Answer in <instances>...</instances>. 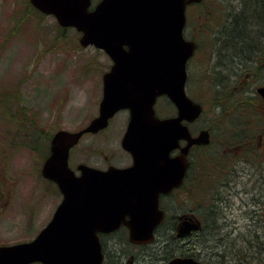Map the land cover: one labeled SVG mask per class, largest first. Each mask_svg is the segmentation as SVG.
<instances>
[{
  "label": "rangeland",
  "instance_id": "374dc122",
  "mask_svg": "<svg viewBox=\"0 0 264 264\" xmlns=\"http://www.w3.org/2000/svg\"><path fill=\"white\" fill-rule=\"evenodd\" d=\"M214 1H224L227 7L238 10L239 0ZM207 3L208 7H211L210 3L214 5L211 0ZM28 4L29 0H0V246L29 242L51 221L63 199L57 186L41 174L51 138L58 130L79 131L98 116L103 98L102 76L111 65L105 52L91 46L84 48L79 41L81 34L75 29L59 27L54 17L31 12ZM201 11L199 6L189 8L187 25L190 27L185 32L189 40L198 44L197 52L188 64L187 92L205 109L194 129L198 133L201 128H210L215 138L231 142L243 129L249 133L264 129V101L256 91L259 86H264V69L260 81L250 83V86L244 85L242 78L238 80L234 70L233 76L228 68L219 72L221 69L214 67L217 56L213 55L212 43L216 27L212 29L209 22L206 26L201 24ZM243 87L248 89L247 94L241 93ZM158 111L164 117H172L175 113L166 99L159 101ZM128 117L127 112H120L106 130L86 135L71 152L72 168L85 163L104 170L110 164L127 163L129 157L121 147V140ZM246 119L248 121L244 123ZM260 120L263 122L256 125ZM218 140L210 152L195 149L201 167L210 155L224 160V146ZM263 149L264 146L260 148L262 154ZM257 150L248 157L250 161L242 160L239 164L254 171L255 178L261 182L264 155L260 156ZM231 152L226 165H230V158L236 155L235 150ZM224 171H231V167ZM210 173L220 178L218 169L214 168ZM208 195L205 199L207 208L199 210H207L209 204L212 206L211 202L216 201V197L212 195L213 200ZM225 197L231 203L230 208L222 209L229 225L225 226V217L216 215L221 228L213 239L208 235L203 237L206 242L201 245L208 250L212 246L228 252L239 250L243 244L255 251L258 245L259 259L256 258L253 264H264V220L262 224H250L238 208L241 204L239 195L227 194ZM177 199V203L171 201L167 206L169 212L177 214L184 210L188 213L192 205L183 197ZM261 200L264 208V199ZM261 216L264 218V209ZM128 238L123 229L103 239L108 244V264H126L127 260H132L133 264L166 263V255L157 247L163 242H155L150 248L131 247L127 244ZM251 238L253 242H245Z\"/></svg>",
  "mask_w": 264,
  "mask_h": 264
},
{
  "label": "water",
  "instance_id": "95a60500",
  "mask_svg": "<svg viewBox=\"0 0 264 264\" xmlns=\"http://www.w3.org/2000/svg\"><path fill=\"white\" fill-rule=\"evenodd\" d=\"M203 0H30L35 9L54 16L62 28L82 34L83 47L104 50L114 61L103 78L99 115L85 128L58 130L41 174L54 182L63 199L51 221L29 242L0 246V264H103L101 233L126 227L136 245L151 244L165 214L160 196L179 188L193 146L210 143V132L192 136L188 125L203 106L186 93L187 65L197 44L185 38L188 5ZM125 46L128 49H125ZM264 99V87L258 89ZM167 96L178 115L159 118L155 103ZM130 111L122 139L133 157L128 168L106 170L70 166V152L86 134H97L121 110ZM186 141L187 145L181 146ZM180 149V154L172 153ZM76 171L80 174L77 175ZM185 224L179 237L198 229ZM169 264H201L174 259Z\"/></svg>",
  "mask_w": 264,
  "mask_h": 264
},
{
  "label": "flooded vegetation",
  "instance_id": "af4514ba",
  "mask_svg": "<svg viewBox=\"0 0 264 264\" xmlns=\"http://www.w3.org/2000/svg\"><path fill=\"white\" fill-rule=\"evenodd\" d=\"M100 1L101 0L95 2L94 0H92L91 10L94 9ZM125 49H128V47L125 46ZM110 61H111V65H110L108 72H110L114 67V61L112 59H110ZM104 75L102 76V82H103ZM188 85H189V78H188L187 86H186L187 90H188ZM261 87H264V86H259L256 89L257 93H258V89ZM102 89H103V83H102ZM258 95L264 101V99L261 97L259 93ZM161 99H166L167 102L170 103V106H172L175 111L174 115L172 116H177L178 115L177 108L173 105V103L167 97H162L157 101V104L155 106L156 114L161 118L167 117V116L165 117L161 116L159 114L158 105ZM99 109H100V106H99ZM121 112H127L129 115L128 120H127V126H126L128 127V124L130 121V112L128 110L121 111ZM204 112H205V109H204ZM168 117H171V116H168ZM196 122L189 123V124L187 123L192 136H196L200 131L206 129L210 132L211 141L209 145L193 146L190 149V152L188 154L189 165L186 171V175L183 179V184L181 185L180 188H175L169 193L162 194L160 196V208L164 211L165 217H164V221L155 230V236H156L155 242H158V241L163 242V244H160L157 247H160L162 251L164 252V254L166 255L164 257V261H166L165 264H169L172 260L177 259V258L193 259L201 264H212V263L218 264V262H220L221 260H223L222 262L223 264H229V263L230 264H253L256 261V258L258 256L257 254L260 253L258 245L256 247L257 249L253 251V249L249 245L247 246L243 244V247L241 246L240 248H238L239 250L233 251V252H228L225 250L220 251L218 249L213 250L212 246H209V250H208V247H204V245H201L204 242H206L203 240V237H205V233L203 231V227H204L203 212L210 219H212L214 216L218 214L225 217L226 220H224L223 222L225 226H228L229 224L227 223L228 222L227 216L223 215L224 213L222 209L223 208L228 209L231 206L230 200H227V197L225 196H227V194H230V195L235 194V195H239L240 197L241 204L239 205L238 208L241 209L242 214L245 217L244 219H246V221L248 220L250 224H262L261 222H263L264 218L263 216H261L262 218L260 217V212H262L264 209L262 206L263 201L261 200V199H264V178H262L260 182L259 178L258 179L255 178L256 175L254 171L247 170L245 167L240 166L239 163H241L242 160L246 162L250 161L248 157H252L251 154H255L254 152L256 149H258L257 151H259L258 153L260 156L264 155L260 152V148L264 146V142H263L264 138L257 139L258 143L254 144L255 139H250L249 137L246 138L245 133L241 131L239 132L237 139L231 142H228V141L223 142L220 139L219 140L216 139V141L218 140L224 146V149H223L224 152H222V154L223 153H226V154L224 155L225 156L224 160L222 159L218 160L219 156L216 157L215 155H210V159L207 156V159H209L207 161L208 169L212 171V169L216 168L220 172L219 179L217 176H213L212 178L210 174H208V176L207 175L205 176V174L201 175L202 169H201V166L197 163L198 160H197V157L195 156L194 151L195 149L205 148L206 151L210 152L209 150L211 149V147L216 141H214L213 131L210 128H207V127L201 128L198 130V133H197L196 129H194ZM121 144H122V140H121ZM186 144L187 142L185 141L181 142L182 147H184ZM230 150L231 151L235 150L236 155H234L232 159L230 158L229 162L231 164L226 165L228 155H229L228 153L229 152L232 153ZM125 152L128 154V157H129V160L127 163H124V165L110 164L108 168L111 166H115L118 168L131 167L133 165V157L129 152L127 151ZM180 152H181L180 149L175 150L172 153V156L175 157L179 155ZM80 164H83V163L77 164L76 168ZM229 166L231 167V171H224ZM76 168L74 170H76ZM76 173L77 175L80 174L79 171H76ZM223 174L224 176H222ZM212 179H214V181ZM177 192H178V195L176 194ZM195 193L204 194V195L209 194L211 198H213V196L216 197L215 198L216 201L211 202L212 206H210L209 204V208L207 210L205 209L204 211H201L199 209L204 208V207L207 208L206 206L208 203L207 204L197 203V201L195 200V195H194ZM177 196L179 197V199L183 197L184 200H187L189 202V205H192V208L188 210V213H186L184 210H179L177 214H171V212H169L170 210H168L167 206H169V203H171V201H174V202L176 201L177 203L178 202ZM184 196H187V197H184ZM221 210L222 212L220 213ZM215 211H216V214H214ZM185 224H189L190 227H193V225L197 224L199 225V228L196 230L191 229L189 234L185 235L184 237H179L178 235L179 230L182 227H184ZM123 229L126 232V234L129 236V231L126 227H122L121 229L111 232V233H101L100 234V239H101L102 246H103V253L105 255V261L103 264H105L106 260H108V253H107L108 251H106L108 248V244L105 243L103 239L109 238L110 236L115 235L116 233L120 232ZM252 239L253 238L245 242L247 243L253 242ZM128 242H129L128 245L131 247L140 246V247H145V248L153 247L155 243L154 242L151 245H136V244L131 243L129 241V238H128ZM230 259H233V260H230ZM126 264H133V262L132 260H127ZM149 264H152V263L149 262Z\"/></svg>",
  "mask_w": 264,
  "mask_h": 264
},
{
  "label": "trees",
  "instance_id": "16d2710c",
  "mask_svg": "<svg viewBox=\"0 0 264 264\" xmlns=\"http://www.w3.org/2000/svg\"><path fill=\"white\" fill-rule=\"evenodd\" d=\"M207 1L209 0H205L196 6L203 9L201 11L203 14L200 19L201 24L206 26L209 22L212 29L216 27L212 39L213 55L217 56V64L214 67L221 69L219 72L228 68L229 71L231 70V76L237 72L235 77H238V80L242 78L244 85L259 82L262 77L261 72L264 69V0H239L238 10L233 6L227 7L228 4H225L224 1L214 3L215 1L211 0L214 5L210 3L211 7H208ZM27 6L31 12H38L30 2ZM233 70L236 72H232ZM247 92L248 89L243 87L241 93L247 94ZM247 121L248 119L244 123ZM262 122L263 120H260V123L256 125H260ZM243 132L245 137L250 139L257 140L264 137V129L254 131V133H249L243 129ZM216 139L214 137V141ZM200 150L206 151L205 148L197 149L198 152ZM201 169V175L208 176L210 174L213 178V175L209 173L207 161L204 162V167L202 166ZM212 180L214 181V179ZM206 197V195L195 196V200L197 203L206 204ZM205 215L203 212V231L205 236L210 234L209 237L213 239L221 224L217 223L215 216L210 219ZM213 249L215 248L213 247ZM105 264H108L107 260Z\"/></svg>",
  "mask_w": 264,
  "mask_h": 264
}]
</instances>
